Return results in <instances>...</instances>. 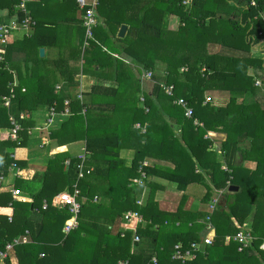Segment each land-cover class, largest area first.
Returning a JSON list of instances; mask_svg holds the SVG:
<instances>
[{
    "label": "trees",
    "instance_id": "16d2710c",
    "mask_svg": "<svg viewBox=\"0 0 264 264\" xmlns=\"http://www.w3.org/2000/svg\"><path fill=\"white\" fill-rule=\"evenodd\" d=\"M19 1L0 0V9L8 10L7 18L15 13L16 23H20L22 18V14L15 10ZM115 1L99 0L97 10L107 21H111L109 13L122 11L120 7L117 8V0ZM137 1L128 0L130 3ZM183 1L155 0L141 15H134L123 21L129 24L127 34L122 38L118 37L126 44L124 52L142 64L145 70L154 72L155 77L167 71L165 83L173 85L172 95H167L156 83L151 93H142L141 107L137 105V99L133 103L128 99L115 100L118 94L132 89L134 79L130 70L119 68L116 74L117 87L94 85L87 96L83 93L82 100L74 94L63 93L67 88L65 85L63 92L61 90L57 93L52 86L50 89L44 88L40 82L34 86L24 82L26 77L20 78L14 88L15 96L11 107H5L3 97L10 95L17 54L21 48L26 47L27 42L33 44L37 31L28 34L29 36L23 32V36L11 43V36L24 30L18 25L6 36V45L9 44L5 45L4 59L0 61V128L6 130V133L0 132V175H7L12 167L17 168L19 175L15 178L13 187L31 199L29 202L19 201L11 191L0 192V251L8 243L13 244L7 256L0 259L3 264H11L10 253L16 257L17 264H120L119 261L122 264H152V256L157 258L155 264H264V249L261 248L264 240V109L258 99L247 104L237 102L235 97V94H255L258 89L254 85L255 78L261 79L264 96V72L262 76L248 72V68L252 71H264V49L256 47L260 41H264V24L259 16V13L264 12V0H254V4H251V0H191L186 4ZM192 1L200 3L196 6ZM219 2H230L229 10L237 7L238 14L218 16L217 11L210 10V6L211 3L220 4ZM165 11L180 17L182 24L176 33H167L161 27ZM207 17L209 21L206 23ZM3 22L5 21L0 18V25L7 24ZM35 23L37 28L39 23L36 20ZM103 34L101 27L94 28L97 42H91L87 48L89 55L85 61L88 64L92 61H112V57L100 45L99 40ZM171 34L172 37H166ZM103 42L110 45L108 41ZM177 43L184 49L182 54L175 52ZM210 43L226 46L231 50L230 54L209 52L207 46ZM42 44L37 43L35 50L38 51L37 46ZM165 45H168L167 53L160 51ZM109 47L112 52L118 51L113 46ZM232 51L240 53L231 54ZM38 61L42 59L36 56L34 63ZM159 62L165 63V70L162 72L157 67ZM120 63L121 61H116V65ZM181 66L187 70L180 73L178 70ZM203 66L205 71L201 73ZM134 82L133 91L137 94L141 92V88L137 78ZM217 88L233 94L224 106L204 102L205 91ZM179 97L184 98L192 108L191 118H187L183 107L175 103ZM64 98L70 100V114L59 115L56 122L44 131V135L46 141H54L57 145L82 143L88 152L86 155L85 151L83 161L84 177L78 179L81 164L79 155L82 151L74 154L65 150L47 160L40 177L36 176L37 172L32 178L25 179L21 172L29 168V161L14 158L11 150L26 146L29 138L39 134L34 129L38 124L34 114L37 106L43 105L48 111L55 101L57 110L60 111L63 109ZM160 109L166 113L171 123L163 120ZM47 111L44 118L48 115ZM20 112L29 113V117L19 118ZM10 113L15 115L20 127L17 139H12L9 135ZM228 116H232L229 121ZM195 119L202 125L196 126ZM136 123L139 127L133 128ZM172 123L180 126L181 140L189 147L190 152L174 136ZM219 125L225 126L231 133V137L229 135L222 141L228 165L226 167L231 171L212 162L214 153L210 148L211 141L205 137L207 130ZM141 127L145 128L143 132ZM246 139L250 140V145L242 156L256 161L257 165L253 170L231 164L233 153L241 150L237 144ZM39 143L40 146L45 145L41 136ZM126 144L134 149L135 154L131 166L121 171L124 172L123 176L117 177V154ZM177 145L183 151L179 155L184 156L187 163L176 162L177 158L172 156L175 168L168 178L176 182L180 189L200 181V175H194L196 163L209 169L216 188H226L224 206L217 208V204L214 212L207 215L215 229V237L202 251H192L194 257L191 260L174 258L175 244L180 242L182 251L191 250V243L199 240L196 234L199 225L189 226L185 222L178 227L175 225L176 217L171 218L169 229L160 233L159 240L154 236L148 247L137 242L140 246L135 250H131L130 233L121 236L120 232L111 233L108 227L115 218L122 217L128 211H135L144 219L160 226H163L165 220L170 222V217L159 218L163 213L157 210L152 194L144 206L137 204L141 191L136 192V187H141V184H137L134 179L140 176V162L146 155L159 157L160 154L155 150L163 153L168 149L177 154ZM65 159L69 160L66 168L63 164ZM101 160L104 161L103 168L99 165ZM156 168L158 166L148 169L144 167L145 178L157 172ZM92 177L106 179L109 191L103 193L108 196L107 203L90 202L91 208L82 202V198L86 195V190L90 189ZM229 177L230 185L237 186V190H229L226 185ZM75 184L82 196L78 225L65 233L64 226L71 215L66 207H54L52 201L58 193L72 191ZM97 185L98 183V190H103L102 183ZM92 196L93 194L91 198ZM101 199L104 201V198ZM105 209L110 212L103 213ZM103 215L105 221L103 225H99L97 217ZM249 216H252L251 222L248 227L243 228ZM86 218L92 220L87 221ZM240 230L248 231L252 237L250 244L241 250L238 249V241L234 239ZM227 236L230 237L228 242L225 241ZM94 238H97L96 242L92 240ZM137 243L133 245L137 246Z\"/></svg>",
    "mask_w": 264,
    "mask_h": 264
},
{
    "label": "crops",
    "instance_id": "0c3cea01",
    "mask_svg": "<svg viewBox=\"0 0 264 264\" xmlns=\"http://www.w3.org/2000/svg\"><path fill=\"white\" fill-rule=\"evenodd\" d=\"M111 1L114 3L115 0ZM154 1L155 0H138L137 2L130 3L128 2V0H117V8L120 7L122 11H114L112 13H109L111 21H107L105 16L97 10V26L101 27L102 32L104 33L103 35H101V40H99L101 43L100 45L103 51L107 52L110 57H112V61L110 62L108 60L107 63H105V60L100 62L92 61L91 64H88L85 61L87 55H89L87 54L88 49L86 51H83L82 49V41L84 35V29L81 24L82 11L78 8L76 1L27 0L26 6L30 4V7H27V9L30 15L34 18V21H38L39 24L37 28H35V23L34 27H32L31 29L27 30L23 28V31L21 30L19 31V33L16 32L14 33V36H11L10 42L12 43L18 40L19 37L23 36V32H26V34L28 35L37 31L33 40V44L27 42L26 47L21 48V51H19V53L17 54L15 64L16 67L12 71L14 79L16 80V82H19L20 78L26 77V80H24V82H31L34 84V86L37 84V82H40L42 83V86L44 88L49 89L50 86L55 88L57 85H60L63 88V85H65L67 88L64 89V92L62 88L58 90V92L62 90L61 93H70L74 94L75 96L79 90H82L85 96H87L86 94L89 93L91 87L94 85L102 87H117L116 74L118 72V68L124 71L130 70L134 75V79L132 80L133 83H131L132 89H128L127 91L118 94L117 96H115V100L123 101L125 99H128L133 103L134 99H137V105L141 107L143 101L142 93H151L153 86L156 83L159 84L160 82H165L167 75V71H164L165 63L159 62V65L157 66L159 68V72H164L160 73L158 77H155V73L152 71V76L150 78L144 77L145 72L148 70H145L142 64H140L136 59L124 52L123 49L126 44L120 41L118 37H124L129 29V24L124 23L123 21H125L128 17H132L134 15H141L144 12L145 8L152 5ZM192 3L190 8L193 7ZM199 3L200 2H195L193 4L197 6L199 5ZM195 5L194 7H196ZM229 8V6L228 8H225L223 6L220 11H217V15L219 14L223 17H230L229 13H231L232 9H230L229 12L227 11L229 10ZM7 13V9H0V18L5 21L3 23H16V14H10L7 18ZM232 13H235V10ZM180 21L181 20L178 15L165 11L161 20V27L165 29L167 33H176L178 31L179 26L182 24ZM208 21L209 17L205 19L206 23ZM118 22H120V24H118ZM122 25L126 26V30L124 34L120 36L119 30ZM172 34L166 35V37H172ZM103 41H108V44L110 45L107 46ZM37 43H43L42 45L37 46L38 51L35 50ZM6 46H3L1 48L6 50ZM109 46L115 47L118 51L112 52ZM40 48H43V55L39 54ZM167 48L168 45H165L162 47V49H160V51L167 53ZM175 49H177L175 50L177 54H182V52L184 51L182 45L179 46L178 43ZM207 49L211 53L216 52L230 54L231 51L226 46H223L218 43L208 44ZM36 56L41 58L42 61L34 63ZM117 60L121 61L119 65H116ZM138 70H140V73L138 72ZM263 72V70L255 69L254 74L262 76L261 74ZM136 78L139 81L141 88V92H138L137 94H135L133 91L135 85L134 81L136 80ZM258 92L259 91H255V94H237L236 97L238 98V100H241L243 102H245V99L250 100L251 102H254V100L258 99L260 100L261 108L264 109V96L262 94V91L260 92L261 95H259ZM232 95L233 94L230 91L218 88L208 89L204 93L205 98L207 96L211 98L208 103H211L214 106L226 105L228 102L227 98L231 97ZM238 100L237 102H241ZM46 111V107L43 105H39L36 107L34 114L37 117V123L43 122L45 117L44 113H46ZM159 111L160 116L163 118V120L171 123L166 113H164L162 109H160ZM231 117L232 116H228V121L231 119ZM138 127V123L133 125V128ZM144 130L145 128L141 127V132H143ZM172 131L174 133V136L180 139L181 142L179 143L184 146V148L188 152H190L189 147L181 140L180 126L176 123H172ZM0 132L6 133V130L1 127ZM206 132L207 134H205V137L211 141L210 148L211 151L214 153L212 162L220 164L221 167H228L227 161L224 156V150L222 149V141L226 137H229V135L231 137V133H229L228 129L223 125L216 126L215 128L207 130ZM78 143L80 142L57 145L54 141H46L44 142L45 145L40 146L39 135L35 134L33 137L29 138L26 146L13 148L11 150V155H13L16 159L29 161V168L24 169L21 173L23 174V177L25 179H30L34 175H36L37 172L38 174L36 176L40 177V173L44 169L47 160L51 158L54 154L65 150H68L74 154L81 152L82 148L84 147L82 143ZM249 145V139L241 141L237 144V146L241 150H237L233 153V159L231 160V164H233V166L241 165L250 170L256 168V161L252 160L251 158L245 159L242 156L243 152L247 148H249ZM177 149V154H174V152H172L170 149L166 150L165 152L162 151L163 153L154 149L158 155L160 154L159 157L146 155L140 163L145 162V168L147 169L158 166V168H156L158 171L154 172L150 176H147L145 179H142L141 187H136V192L140 190L141 193H143V205L141 206H144L147 203L148 198L152 194L154 203L157 206V210L163 213L162 215H160L159 218L165 219L170 217V222L167 223L165 220L163 226H160V224L158 223L154 224L151 221L144 219L143 217H141L140 214H138V217H133L129 221L124 220L122 215V217L115 218L113 220V223L108 225L111 233L116 234L121 230H124L125 228V233H130L132 242L133 234L134 232H136L140 236V241L138 243L148 247L150 246L151 239L154 236H157L159 240L160 233L163 231L166 232L169 229L168 225H171V218L176 217L175 225L178 227H181V225H183V223L185 222H187V225L189 226L192 224L199 225L196 229V234H198L199 240L198 242L193 243L199 245L200 251H202L203 248L207 246L203 244V238L208 232L207 215H211L214 212V209L210 210L209 204L211 200L217 199V208L218 206H224L226 199V197H224L226 194V188H216L211 180L209 169L203 168L198 163H196V174L194 175L199 174L200 181L190 183L186 187L180 189L177 186L176 182L168 178V176L172 174L171 170L175 168V161L173 157L177 158L176 162L186 161L187 163L186 158L184 156L182 157L179 155L183 151L178 145ZM85 151L86 155H88L86 149ZM134 154L135 151L133 148H131V146H128V144L123 145V147L118 151L117 154V156L119 155V160H116V162L118 163V168H116L117 171H115V176L118 177L124 174V172L121 171L124 168H128L131 166ZM193 159L195 160L194 157ZM103 162V160H101V162L99 161V165L102 168L103 166H105ZM227 169L231 171L230 168ZM17 170V168L12 167L9 169L7 175H0V192L11 191L15 199L19 201L29 202L31 198L27 194H13V190L15 189L13 187V184L15 178L19 175ZM103 170L105 171V169ZM115 179L117 178L115 177ZM96 183H98V185L102 183V189L104 191L98 190L96 187ZM92 191L94 193H92ZM107 191L109 190L108 182L106 179H103L102 177H92L90 189L86 190V195L84 194L82 202H84L88 206H91L90 202L99 203L100 201L103 204L107 203L108 196L107 194H103L107 193ZM92 194L93 196L91 198ZM101 197L104 198V201L103 199H101ZM203 197L204 199H202ZM52 204L54 207H61L60 205L54 204L53 201ZM109 209H105L102 212H110ZM93 214L95 215L97 213ZM104 216L105 215L97 217L99 225H103V222L105 221ZM251 219L252 216H249L246 221L247 223L243 228L248 227L251 222ZM88 220L92 219L90 218L87 219V221ZM211 235H213L214 239V227ZM229 239V236H227L225 238V241L228 242ZM139 244L137 246H134L132 244L133 246L131 245V250H135V248L138 249L140 246ZM262 244L264 245V240ZM10 262L11 264H17V259L13 255V253H10ZM0 264H3V262L0 261Z\"/></svg>",
    "mask_w": 264,
    "mask_h": 264
},
{
    "label": "built area",
    "instance_id": "2783aa9c",
    "mask_svg": "<svg viewBox=\"0 0 264 264\" xmlns=\"http://www.w3.org/2000/svg\"><path fill=\"white\" fill-rule=\"evenodd\" d=\"M26 1L27 0H20L18 2V4H16V10L22 14V18L20 20V23L12 22V23H8V24H1L0 25V61H2L4 59V56H3L4 55V49H2L1 47L6 45V36L11 33V31L15 28V26L19 25V26L29 30L32 27H34V25H35V21L33 20L32 16L30 15V13L27 9ZM75 1H76L78 8L82 11L81 24H82V27L84 29L82 49L84 51L88 47H90L91 42H97L95 39V36H94V28L98 25V14H97L98 0H75ZM189 1L190 0H184L183 4H186ZM254 3H255L254 0H251V4H254ZM259 16H260V19L264 23V12L259 13ZM204 71H205V66H203L201 68V73H203ZM151 76H152V72L149 70L146 71L144 74V77H146V78H150ZM254 84L257 87L261 88V86H262L261 79L255 78ZM159 85L163 88L164 92L167 95H172L173 85L166 84L165 82H160ZM16 86H17V82L14 79L11 83L10 95L7 97H3V105L7 108L11 107L12 98L15 96L14 88ZM61 88H62V86L57 85L55 87V91L58 93V90H60ZM22 90H24V88ZM75 96L78 99L82 100L83 99V91L79 90ZM210 100H211V98L209 96H207L205 98L204 102H209ZM69 103H70L69 98H64L63 109L58 111L57 107H56V102L54 101V103L51 106H49V109L47 111L48 115L46 116V118H44L42 123H38L34 129L38 130L40 134L41 133L45 134L44 131L47 130L49 127H51V125L53 124V121L59 115L70 114ZM175 103L177 105H180L183 107L184 115L187 118L192 117V115H193L192 108L187 104V101L184 98H182V97L177 98L175 100ZM18 117L21 119L27 118V117H29V113L20 112L18 114ZM9 120H10V124H11V127L9 129V135L12 139H17L18 138V131L20 130V127L16 121L15 115L10 113L9 114ZM194 124L196 126L202 125L201 122H199L197 119L194 120ZM30 132H31V130L28 131V133H30ZM42 143H44V142L42 141ZM79 157L81 160V164L79 167L78 179H81L84 177L83 161L85 160V157H86L84 148H82V153L79 155ZM63 164H64V167L66 168L69 165V160L65 159ZM145 166H146V163L142 162L140 167H139L138 171H139L140 176L134 179V181L137 184L142 185V179L145 178V176H146L145 172L143 170V168ZM223 168L225 170H228L226 167H223ZM230 181H231V177H229V179L226 181L227 186H230V184H231ZM13 194L14 195H20L21 190L14 189ZM142 194L143 193H141L140 196L138 197V199L136 200L137 204H139L140 206L143 205ZM81 197L82 196H80V189L75 184L72 191L60 192L53 198L54 204L60 205L62 207H66L67 210L69 211L70 215H71V218L68 219L65 223V226H64L65 233H69L70 231L75 229L78 225V215H79V212L81 209ZM216 204H217V199H213L209 204L210 210L215 209ZM133 217H138V213L135 211H128V212H125L123 215V219L126 221H129ZM207 222H208L207 223L208 232L206 233V235L203 238V244L205 246L210 245L213 241V235H211V233L213 231V226L210 223L209 216H207ZM125 230L126 229L124 228V230L120 231L121 236L125 235ZM234 239L237 240L239 245H240L238 248L239 250L248 246L250 244V242L252 241L251 235L249 234L248 231H245V230L238 231L236 233V235L234 236ZM139 241H140V236L136 232H134L133 238H132V244L137 243ZM12 246H13L12 243H8L4 247V249L0 251V259L7 256L8 252L12 250ZM181 247L182 246L180 243H177L175 245V251L173 254L174 258L180 259V260H191L194 257V254L192 251H196V250L200 251L199 245L196 243H191V250L182 251ZM261 248L264 249L263 244L261 245ZM156 262H157L156 256H152L150 259V263L155 264ZM119 263L122 264L123 262L119 261Z\"/></svg>",
    "mask_w": 264,
    "mask_h": 264
},
{
    "label": "rangeland",
    "instance_id": "374dc122",
    "mask_svg": "<svg viewBox=\"0 0 264 264\" xmlns=\"http://www.w3.org/2000/svg\"><path fill=\"white\" fill-rule=\"evenodd\" d=\"M219 3H220V2H219ZM216 4H217V3H216ZM216 4H215V3H211V6H210V10H211V11H220L221 8H222L223 6H224L225 8H228V6H229V7L231 6L230 2H224V3L217 4V5H216ZM238 4L241 5V2H238ZM236 9H238V8H237V7L233 8V9L231 10V14H230V13H229V14L232 15V16L235 15V14L232 13V12H234V10H235V13H236V12H237ZM227 11L230 12V10H227ZM227 11H226V12H227ZM237 14H238V12H237ZM235 16H236V15H235ZM262 22H263V21H262ZM263 24H264V23H263ZM218 47H219V46H218ZM256 47H257V48L260 47L261 49H264V41H262V42L260 41ZM254 49H255V48H254ZM239 53H240L239 51H238V52H237V51H236V52H235V51H232V52H231V54H239ZM184 70H187V68L184 67V66H181V67L179 68L178 71H179L180 73H182V71H184ZM254 71H255V70L252 71V69H249V68H248V72H249L250 74H253ZM29 83H30L31 85H33V83H31V82H29ZM254 85H255V84H254ZM255 86H256V85H255ZM256 87H257V86H256ZM257 88H258V89H256V91H259L258 94L261 95L260 92L262 91V89L259 88V87H257ZM256 93H257V92H256ZM249 94H250V93H249ZM236 96H237V94H235V97H236ZM229 98H230V97H229ZM229 98H227L228 101H229ZM236 98H237V97H236ZM237 100H238V98H237ZM238 101H241V100H238ZM246 102H247V104H248V103L251 102V101L245 99V102H244V103H246ZM251 103H252V102H251ZM54 122H56V120H54L53 123H54ZM52 125H53V124H52ZM52 125H51V126H52ZM38 135H39V136L42 135V136H41L42 141H43V142H46L47 139H45V135H44L43 133H41V134L39 133ZM96 239H97V238H94V239H92V240L96 242Z\"/></svg>",
    "mask_w": 264,
    "mask_h": 264
},
{
    "label": "water",
    "instance_id": "95a60500",
    "mask_svg": "<svg viewBox=\"0 0 264 264\" xmlns=\"http://www.w3.org/2000/svg\"><path fill=\"white\" fill-rule=\"evenodd\" d=\"M125 30H126V26L125 25H122L120 27V30H119V35L122 36L124 34ZM39 54L40 55H43V48H40L39 49ZM237 189H238L237 186H234V185H230L229 186V190H237Z\"/></svg>",
    "mask_w": 264,
    "mask_h": 264
}]
</instances>
